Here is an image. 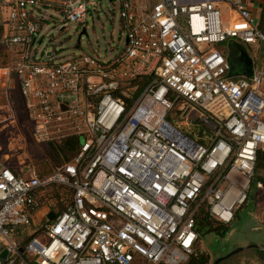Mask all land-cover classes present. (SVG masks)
<instances>
[{"label":"built area","instance_id":"2783aa9c","mask_svg":"<svg viewBox=\"0 0 264 264\" xmlns=\"http://www.w3.org/2000/svg\"><path fill=\"white\" fill-rule=\"evenodd\" d=\"M115 1L122 48L105 60H56V50H32L42 28L57 35L82 23L96 1L0 0V43L33 142L80 141L49 175L0 168L4 264H185L204 214L226 226L247 199L264 154V33L245 0ZM227 40L257 46L249 77L227 76L215 48ZM170 113L184 127L199 120L207 145ZM51 186L69 197L33 228Z\"/></svg>","mask_w":264,"mask_h":264},{"label":"rangeland","instance_id":"374dc122","mask_svg":"<svg viewBox=\"0 0 264 264\" xmlns=\"http://www.w3.org/2000/svg\"><path fill=\"white\" fill-rule=\"evenodd\" d=\"M95 1V11L88 12L82 23L72 22L57 35H54V29L43 27L39 34L40 41L39 43L36 41L32 50L43 53V56L44 51L56 50L58 51L56 60L72 54L93 56L100 60L113 57L123 46V38L119 34V5L115 0ZM220 11L227 14L226 8L223 10L220 7ZM182 27L185 29L183 24ZM230 43L233 41L227 40L216 45L215 48L222 50L226 57ZM254 47L256 46L248 47L250 56L253 55ZM12 61L11 53L0 43V168L5 167L15 173L23 174L33 171L39 176H46L62 165L63 159L61 155L51 154L48 145L33 142L12 73ZM166 119L171 123L174 121L176 128L193 140L200 141L204 135L209 134L199 120L186 119L188 125L184 127L182 124L179 125L182 119L176 116L172 118L171 113ZM200 143L207 145L206 141ZM256 177L264 180V169L255 171L247 199L234 211V218L228 225L215 230V223H211V228L204 223H197L196 252L207 255L210 264H238L240 258L247 253L235 254L238 244L242 241L258 242L259 239H264V190L257 189ZM45 191L40 212L32 219L33 228L42 223L40 218L42 212L48 209L56 213L66 200V190L49 187ZM0 252L3 257L6 255L1 245ZM230 254L231 256L228 257Z\"/></svg>","mask_w":264,"mask_h":264},{"label":"crops","instance_id":"0c3cea01","mask_svg":"<svg viewBox=\"0 0 264 264\" xmlns=\"http://www.w3.org/2000/svg\"><path fill=\"white\" fill-rule=\"evenodd\" d=\"M245 4H246V7L251 17L253 18L254 24L259 30H261L264 33V0H245ZM220 7L223 8V10L225 8L222 5ZM234 44L238 47L239 50H241L246 55L247 59L250 61L251 73L256 71L260 67V64H261V59L257 52V46L255 45L256 47H254L253 49V55L250 56L248 52V50L250 51V49H248V47L254 46V45L248 46L245 44H237V43H234ZM221 52L223 51L221 50ZM239 76H244V75L239 74L238 77ZM244 77H247V76H244ZM252 243H255V244H252ZM236 247L238 250L234 252L235 254L237 253L244 254L243 252H247L245 253V255H243V257L240 258V261L238 264H264V239L261 238L259 239L258 242H251V240H248V242L242 241ZM231 254L228 255V257L231 256ZM3 258L5 257H2L1 252H0V264H4ZM209 264H210V260H209Z\"/></svg>","mask_w":264,"mask_h":264},{"label":"trees","instance_id":"16d2710c","mask_svg":"<svg viewBox=\"0 0 264 264\" xmlns=\"http://www.w3.org/2000/svg\"><path fill=\"white\" fill-rule=\"evenodd\" d=\"M0 36H1V29H0ZM141 82H143V84H144V80H142ZM125 102H126V104H128L127 100ZM79 142L80 141L78 138L72 137V138H67V139L63 140L62 142H60L58 144H48V146H49L51 154H53L54 156H58V155L62 156V159H63L62 164H64V163L68 162L69 159H71L73 155H75V153L78 150ZM68 156H70V157L68 158ZM263 169H264V154L258 153L256 156L255 171L263 170ZM12 172H14V171H12ZM256 178L258 180H262V179H260V177H256ZM51 187H56V186H51ZM56 188L63 189L61 187H56ZM63 190H65V189H63ZM45 192L46 191L42 192L39 195L38 199L40 202L42 201L43 194ZM65 194H66V199H67L69 197V193L67 190H66ZM62 208L60 210H62ZM60 210H58V211L56 210V211L59 212ZM199 223H204V224H206V226H209V228H211V223H215L216 224V227H214L215 230H217L223 226L219 223H216L214 220L209 218L206 214H204V216L200 219ZM222 228H224V227H222ZM185 264H209V259H208L207 255L199 254L198 252H196L195 255L191 256Z\"/></svg>","mask_w":264,"mask_h":264},{"label":"water","instance_id":"95a60500","mask_svg":"<svg viewBox=\"0 0 264 264\" xmlns=\"http://www.w3.org/2000/svg\"><path fill=\"white\" fill-rule=\"evenodd\" d=\"M226 61L229 64V70L227 73L228 77L238 76L239 74L247 77L251 75L250 61L234 43L229 44L228 53L226 55ZM204 123L212 126L208 121H204ZM53 217V211H49L46 215L47 220H51ZM18 251L21 252V248H19Z\"/></svg>","mask_w":264,"mask_h":264}]
</instances>
